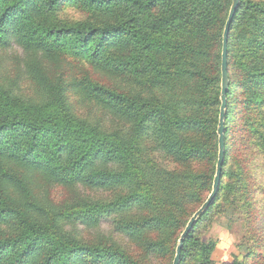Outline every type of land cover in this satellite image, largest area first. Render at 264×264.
<instances>
[{"label": "trees", "instance_id": "obj_1", "mask_svg": "<svg viewBox=\"0 0 264 264\" xmlns=\"http://www.w3.org/2000/svg\"><path fill=\"white\" fill-rule=\"evenodd\" d=\"M232 2L0 0V49H22L25 70L41 98L33 103L0 85V264H138L115 242L92 243L82 237L79 224L93 229L105 216H113L118 230L152 252L165 249L155 236L184 229L206 201L197 194L211 190L214 181L223 37ZM67 3L87 11L90 18L60 19L57 12ZM228 50L221 185L186 238L181 264H214L218 241L196 233L209 213L220 212L226 203L233 211L239 204L252 206L247 200L239 203L248 196L245 192L238 201L230 197L249 186L244 163L250 155L264 157L263 0H241ZM60 55L134 82L135 94L87 77L77 83L127 127L108 131L71 113L66 87L43 64ZM234 136L242 137L245 150H253L243 160L236 155ZM162 154L178 161V167L163 165ZM12 165L40 172L52 183L119 194L78 210H56L30 197L15 203L7 186L29 191L9 169ZM193 198L196 204L182 211ZM259 254L263 258L258 248L250 251V256ZM230 264L250 260L236 256Z\"/></svg>", "mask_w": 264, "mask_h": 264}, {"label": "rangeland", "instance_id": "obj_2", "mask_svg": "<svg viewBox=\"0 0 264 264\" xmlns=\"http://www.w3.org/2000/svg\"><path fill=\"white\" fill-rule=\"evenodd\" d=\"M90 16L87 11L72 3L64 4L57 12V17L71 22L84 21ZM43 64L45 71L51 77H60L59 81L66 87L70 111L75 117L108 131L115 130L120 126H123L122 129L128 126L123 120L115 119L102 105L90 99L85 90L78 89L77 83L87 77L107 87L135 94L138 88L130 78L111 74L112 71H108L101 66L98 67L85 60L65 55H60L48 61L45 59ZM0 85L13 89L16 93L33 103L41 102L38 87L25 70L23 51L17 45L0 49ZM233 139L237 157L240 160L245 159V154L251 153L253 150H245V147L241 144V136H238V138L234 136ZM254 156L250 155V158L246 161L247 163H244L249 171L246 177V182L249 186L239 191L236 196L230 197L231 201H238L242 193L245 192L248 196L246 199L245 196L241 198L242 200L239 203H244L247 200L252 203V206L242 204L243 206L241 207V204H239L240 208L233 211L232 205L226 203L220 212L217 210L212 216L209 213L210 216L208 215L207 218H204L196 232L203 240L212 239L218 241L212 256L214 264H230L236 256L239 259L247 258L250 260V264H264V256L263 258L260 254L258 256H250V251L254 253L255 248H258L260 252L262 251L264 255V249L261 250V247L264 246V168L261 166L264 163V157L258 156L255 158ZM159 157V161L166 167H178V161L167 158L168 155L162 154ZM9 169L16 172L24 180L29 191V194H27L22 189L7 186L6 192L15 203L24 202L26 198L30 197L46 205L50 204L56 210H78L83 205L96 199H108L119 194L118 192H100L82 185L52 183L42 173L29 171L19 166L12 165ZM212 189L204 188L197 194V197L205 196V198H208ZM194 203L196 204V198L189 199L185 205L186 209L182 211H189L194 206ZM209 217L210 220H208ZM67 228H70V226H67ZM78 228L82 233V237L92 243L104 242L110 244L115 242L122 246L138 261V264H173L175 253L184 231V229L181 231L176 230L174 234L155 236L154 241H161L165 249L161 252H152L144 244L128 238L126 234L118 230L113 216H105L96 228L87 230L81 224H79ZM249 249L250 251L248 252ZM191 264H196V261L193 260Z\"/></svg>", "mask_w": 264, "mask_h": 264}, {"label": "water", "instance_id": "obj_3", "mask_svg": "<svg viewBox=\"0 0 264 264\" xmlns=\"http://www.w3.org/2000/svg\"><path fill=\"white\" fill-rule=\"evenodd\" d=\"M241 0H233L231 10L226 21L225 29H224V37H223V51H222V79H221V112H220V120H219V127H218V135H219V156L217 162V169L216 175L214 178L213 189L207 200L203 203V205L194 213V215L190 218L187 226L185 227L177 250L176 256L174 258L173 264H181L182 259V249L185 243L186 238L193 230L197 219L204 213L208 211L210 206L214 203L222 180V172H223V164L225 161V154H226V137H225V117H226V109L228 104V90L230 86V79H229V62H228V53H229V38H230V31L231 25L233 20L237 14L239 9Z\"/></svg>", "mask_w": 264, "mask_h": 264}]
</instances>
